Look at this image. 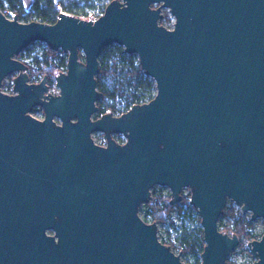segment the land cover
<instances>
[{
  "label": "water",
  "instance_id": "water-1",
  "mask_svg": "<svg viewBox=\"0 0 264 264\" xmlns=\"http://www.w3.org/2000/svg\"><path fill=\"white\" fill-rule=\"evenodd\" d=\"M34 42L67 55L58 91L17 57ZM110 44L137 57L155 95L94 118ZM155 185L171 205L189 188L200 264L239 244L217 226L228 201L264 220V0H112L94 20L52 24L0 9V264H187L142 219ZM247 247L264 264V233Z\"/></svg>",
  "mask_w": 264,
  "mask_h": 264
},
{
  "label": "trees",
  "instance_id": "trees-1",
  "mask_svg": "<svg viewBox=\"0 0 264 264\" xmlns=\"http://www.w3.org/2000/svg\"><path fill=\"white\" fill-rule=\"evenodd\" d=\"M112 0H85L90 9L98 10V17L103 13L106 5ZM10 10L7 16H16L21 22L38 21L52 24L56 21L59 13L68 12L73 15H86L85 12L75 8L77 0H30L29 6H24L23 0H0V9L4 12V5ZM163 19L159 20L162 25ZM31 44H42L40 51L27 46L23 51H28L23 61L27 66V73L30 82H38L43 76H46L48 86L55 84V76L66 69L67 55L62 51H53L41 42ZM21 53L19 54V56ZM79 58L83 60V55L79 53ZM99 72L95 76L96 89L100 92V97L96 101L97 112L93 114L94 118L104 113H116L120 115L126 112L134 104L148 102L155 95L154 82L146 77L138 63V60L130 54H125L121 46L110 44L103 47L98 58ZM11 90V85H8ZM40 109V108H39ZM122 141L120 135H115ZM104 139V136L103 138ZM190 193L186 197H181L179 203L170 204V193H162L160 190L151 191L150 199L143 203V220L148 223L156 222L160 224H169L171 213L176 210L181 212L183 208L191 210L193 207L189 204ZM200 221L199 218H197ZM218 229L228 234H236L239 239L238 247L242 252L249 253L248 243L254 239L260 238L250 230L251 222L244 217L239 208L231 201L225 205L222 215L218 219ZM174 240H160L165 245L170 246L172 251L190 255L193 259L192 264H200L201 252L204 246L202 230L200 227L190 229L182 226L173 236Z\"/></svg>",
  "mask_w": 264,
  "mask_h": 264
},
{
  "label": "rangeland",
  "instance_id": "rangeland-1",
  "mask_svg": "<svg viewBox=\"0 0 264 264\" xmlns=\"http://www.w3.org/2000/svg\"><path fill=\"white\" fill-rule=\"evenodd\" d=\"M24 1V6L27 8L29 6L30 0H23ZM4 12L5 14H10V10L6 9L7 5L4 3ZM155 5V4H154ZM153 6V5H152ZM76 9H80L81 11L85 12L86 15H73L71 13L66 12V14L73 15L76 17H79L84 20H94L98 16V10L97 9H90L85 3V0H77V3L75 4ZM163 17L162 19L168 24L172 25L174 19L172 16L169 15L168 9L162 8ZM64 13V12H63ZM10 17V16H9ZM30 47L34 48V51H40L42 49V44H30ZM28 51H21V55L17 56L18 58L22 60H28L26 57ZM65 54V53H63ZM132 55V54H130ZM136 59L137 57L133 55ZM28 72V71H27ZM16 73H12L7 75L3 80H2V87L4 91H10L8 89V85L12 86V80L15 77ZM149 78V77H148ZM150 79V78H149ZM57 90L58 88L55 86L52 88V90ZM52 90L50 92H52ZM116 114V113H115ZM160 190L162 193H169V190L167 187L164 186H157L155 185L154 187L151 188V191H157ZM181 196L186 197L187 194H189V188H182L181 190ZM238 208V207H237ZM142 216V206L139 208ZM242 215L246 218L249 219L250 214L249 213H242ZM198 214L196 210L193 208L191 210H186L183 208V210L179 213L176 210H174L171 213L170 216V221L171 223L169 224H160V232H161V240H167L170 239L171 241L174 240L173 236L181 229L182 226H187L190 229H195L197 227H200V221H198ZM250 220V219H249ZM251 222V228L250 230L256 234H260L264 230V220L261 218H256L255 220H250ZM180 256L185 260L187 264H192L193 259L190 255H184L180 252ZM254 258L250 256V254L242 252L239 247L237 246L231 253L230 255L226 258L224 264H253Z\"/></svg>",
  "mask_w": 264,
  "mask_h": 264
},
{
  "label": "built area",
  "instance_id": "built-area-1",
  "mask_svg": "<svg viewBox=\"0 0 264 264\" xmlns=\"http://www.w3.org/2000/svg\"><path fill=\"white\" fill-rule=\"evenodd\" d=\"M56 85L55 84H53V85H51V86H48V90H47V92H49V93H51L50 91L52 90V88H54ZM12 93V92H11Z\"/></svg>",
  "mask_w": 264,
  "mask_h": 264
}]
</instances>
